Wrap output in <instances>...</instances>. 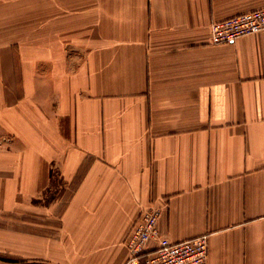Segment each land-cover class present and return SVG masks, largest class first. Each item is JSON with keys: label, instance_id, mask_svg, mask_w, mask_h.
<instances>
[{"label": "crops", "instance_id": "1", "mask_svg": "<svg viewBox=\"0 0 264 264\" xmlns=\"http://www.w3.org/2000/svg\"><path fill=\"white\" fill-rule=\"evenodd\" d=\"M264 0H0V254L126 264L143 210L264 264ZM158 247L149 245L145 260Z\"/></svg>", "mask_w": 264, "mask_h": 264}, {"label": "built area", "instance_id": "2", "mask_svg": "<svg viewBox=\"0 0 264 264\" xmlns=\"http://www.w3.org/2000/svg\"><path fill=\"white\" fill-rule=\"evenodd\" d=\"M261 32H264V8L214 22L210 26L212 44H230L240 37ZM160 214L159 209L142 211L126 243L129 251L126 264H209L208 237L205 235L177 243L161 237L158 231ZM152 241H157L158 247L143 260Z\"/></svg>", "mask_w": 264, "mask_h": 264}, {"label": "rangeland", "instance_id": "3", "mask_svg": "<svg viewBox=\"0 0 264 264\" xmlns=\"http://www.w3.org/2000/svg\"><path fill=\"white\" fill-rule=\"evenodd\" d=\"M0 264H46V263L37 260H21V259L9 260L3 258L2 254H0Z\"/></svg>", "mask_w": 264, "mask_h": 264}]
</instances>
